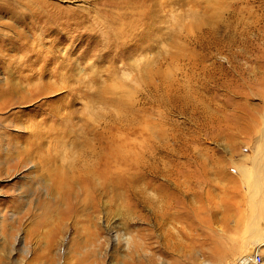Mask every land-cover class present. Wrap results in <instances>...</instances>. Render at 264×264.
Masks as SVG:
<instances>
[{
  "label": "rangeland",
  "instance_id": "obj_1",
  "mask_svg": "<svg viewBox=\"0 0 264 264\" xmlns=\"http://www.w3.org/2000/svg\"><path fill=\"white\" fill-rule=\"evenodd\" d=\"M19 2L55 14L42 35L0 6V264H264V0ZM128 15L121 45L92 33ZM113 151L98 193L57 182Z\"/></svg>",
  "mask_w": 264,
  "mask_h": 264
},
{
  "label": "bare ground",
  "instance_id": "obj_2",
  "mask_svg": "<svg viewBox=\"0 0 264 264\" xmlns=\"http://www.w3.org/2000/svg\"><path fill=\"white\" fill-rule=\"evenodd\" d=\"M30 4V3H29ZM27 5V4H26ZM45 5V7H44ZM50 6V5H49ZM53 6V5H52ZM55 6V5H54ZM31 7V6H30ZM14 8V7H13ZM47 9L48 5L45 4L44 2L42 3H37L35 6H33L32 8H29L32 11V13L30 12V16L31 18H36L37 22L32 23L31 25L28 24H24L22 23V25L24 26H28L29 29H31V31H36L38 30L42 35H44L46 33V29L44 28V26H42V23H44L46 20H50V15L55 14L54 12L52 13H44L41 14V11L44 12L42 9ZM52 8V7H51ZM56 8V7H55ZM54 9V7H53ZM7 10L11 13L14 14L15 10L11 9V8H7ZM18 12V10H17ZM20 13V12H19ZM15 15V14H14ZM27 15V13H26ZM21 21V20H20ZM24 21V20H22ZM20 31V35H21ZM36 41V40H35ZM41 50V49H40ZM33 50V48L27 46V44H21L19 45V52H24L25 56H27L26 54L29 53V55L26 57L25 63L23 61V64H26V70L27 71V76L28 79H35V78H39V75L41 73H45L47 70L49 71V69H47V65L50 61V52L48 51V49L45 50ZM17 51V50H15ZM25 59V58H24ZM22 61V60H21ZM20 61V62H21ZM19 62V61H18ZM50 65V64H49ZM19 67V66H18ZM49 68V67H48ZM14 71V70H13ZM20 71V70H19ZM25 71V72H26ZM19 73V72H18ZM46 74V73H45ZM10 75V74H9ZM26 76V78H27ZM36 76V77H35ZM46 76V75H45ZM22 77V76H21ZM18 78V77H17ZM16 78V79H17ZM20 78V77H19ZM25 78V79H26ZM19 80V79H18ZM28 81V80H27ZM30 81V80H29ZM39 81V80H38ZM34 83V81H32ZM10 83V82H9ZM21 83V82H20ZM31 84L29 85V91L26 93L25 96H23V101H27L29 103V101L35 99L37 96L42 97L40 95H44L45 94H49L52 90V87L48 84L45 83V85H43V87H40L39 85H35V84ZM8 84V83H7ZM13 84V83H12ZM11 84L10 87H8V89L5 90L4 94L2 95L3 97H10L13 94L16 93L17 91V87L13 86ZM20 85V84H19ZM6 86V85H5ZM8 86V85H7ZM21 89V87H20ZM28 89V88H26ZM24 91V90H22ZM12 94V95H11ZM5 102V101H4ZM6 103V102H5ZM4 103V105H5ZM4 105H1V107L3 108ZM40 131H32V136L37 137L39 135ZM48 132V131H47ZM46 132V133H47ZM35 148H39L37 145L34 146ZM104 159V158H103ZM105 160H107L105 162L104 165H101L99 162H95L93 163L90 167H78V165H76L75 167H70V168H64V167H59V166H53V172L54 175H57L58 180L57 182L61 185L66 184V189H72V184H81L87 187H91L94 189V192H99L98 190V185L100 183H103L104 181H106L108 179L109 173H110V169L114 168L115 166V155H114V151H113V156L109 157V158H105ZM85 164V162H84ZM82 165V164H81ZM104 168V169H103ZM113 180V179H112ZM102 181V182H100ZM110 182V181H109ZM191 183V182H190ZM105 184V183H104ZM175 184V182H174ZM176 186V185H175ZM166 190V189H165ZM167 191V190H166ZM171 192V191H170ZM173 193V192H172ZM65 195V192H64ZM134 196V195H133ZM84 197H87V193H84ZM136 197V195H135ZM168 197V199L172 200L173 198L171 196H169L168 194H164V200H166ZM137 202V201H136ZM166 203V201L164 202ZM19 244V243H18ZM18 251V253H20V255L26 256L27 253L24 250L23 247H19L18 249H16ZM254 249H250L248 251V255H245L242 259L244 258H249L252 259L251 253H253ZM32 252V251H31ZM256 253V252H255ZM254 253V255H255ZM259 254V253H258ZM33 255V254H32ZM250 256V257H249ZM241 259V260H242ZM240 260V261H241ZM239 264V261L238 263Z\"/></svg>",
  "mask_w": 264,
  "mask_h": 264
},
{
  "label": "clouds",
  "instance_id": "obj_3",
  "mask_svg": "<svg viewBox=\"0 0 264 264\" xmlns=\"http://www.w3.org/2000/svg\"><path fill=\"white\" fill-rule=\"evenodd\" d=\"M9 3H11V5L17 8L21 13H25V12L32 13V11L30 9H26L25 6L21 2H19V0H16V2H13V0H0V6H8ZM139 21L137 20V17H135L134 15H128L124 17L123 29H121L119 22H117L110 26H98L95 28V30L92 33L97 34L106 47L119 46L124 42H126L129 36L137 29ZM89 63H91L93 67V61L89 60L82 68L87 66ZM93 68L96 70V72L99 69L97 67H93ZM89 71H91V69H89ZM79 73L80 71L73 76H78ZM79 107H81V105L78 102L77 108Z\"/></svg>",
  "mask_w": 264,
  "mask_h": 264
},
{
  "label": "built area",
  "instance_id": "obj_4",
  "mask_svg": "<svg viewBox=\"0 0 264 264\" xmlns=\"http://www.w3.org/2000/svg\"><path fill=\"white\" fill-rule=\"evenodd\" d=\"M261 256L258 253H255V255L252 256V259L244 258L241 261H239V264H257L260 262Z\"/></svg>",
  "mask_w": 264,
  "mask_h": 264
}]
</instances>
